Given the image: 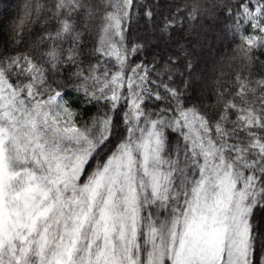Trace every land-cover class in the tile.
<instances>
[{"label":"snow or ice","instance_id":"obj_1","mask_svg":"<svg viewBox=\"0 0 264 264\" xmlns=\"http://www.w3.org/2000/svg\"><path fill=\"white\" fill-rule=\"evenodd\" d=\"M0 264H264V0H25L0 23Z\"/></svg>","mask_w":264,"mask_h":264},{"label":"rangeland","instance_id":"obj_2","mask_svg":"<svg viewBox=\"0 0 264 264\" xmlns=\"http://www.w3.org/2000/svg\"><path fill=\"white\" fill-rule=\"evenodd\" d=\"M24 2L25 0H0V23L6 25L8 20L15 16L16 10L21 7ZM139 34L140 33H138V35ZM236 43H239L238 39L236 40ZM236 43L232 42L231 37L228 39L217 40L214 45V58L200 69V71L204 72L205 76L208 78L209 83H211L214 68L220 66L222 59L224 64L227 63L226 58L230 57L236 47Z\"/></svg>","mask_w":264,"mask_h":264},{"label":"trees","instance_id":"obj_3","mask_svg":"<svg viewBox=\"0 0 264 264\" xmlns=\"http://www.w3.org/2000/svg\"><path fill=\"white\" fill-rule=\"evenodd\" d=\"M141 27H142V24H141ZM136 35H138V33L133 32V33L129 34V38L135 39ZM216 42H217V40L215 42L211 43L210 47L205 48L202 59L198 63V69H197L198 71H200V69H202L206 63L210 62L214 58V52L213 51H214V45ZM232 54H233V52H232ZM231 55H230V57H231ZM148 59L150 60L151 56H149ZM227 63H228V60H227ZM67 74H69V73H67L66 69L62 66L60 72L57 73V78L59 80H63L64 76ZM95 110L96 109L93 108L92 111L87 113V115L84 118L87 119L88 117H90L95 112ZM173 140H175V137H173Z\"/></svg>","mask_w":264,"mask_h":264}]
</instances>
